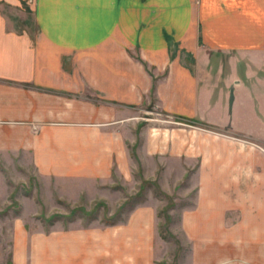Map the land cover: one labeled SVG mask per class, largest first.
<instances>
[{"label": "crops", "instance_id": "crops-1", "mask_svg": "<svg viewBox=\"0 0 264 264\" xmlns=\"http://www.w3.org/2000/svg\"><path fill=\"white\" fill-rule=\"evenodd\" d=\"M213 74L216 99L200 90ZM149 105L264 143V0H0V161L74 182L105 177L126 161L110 132ZM244 115L254 124L237 123ZM208 139L232 154L200 155L195 204L169 229L180 249L162 260L264 264V156L237 138ZM154 224L79 233L73 245L68 236L55 252L79 264H154Z\"/></svg>", "mask_w": 264, "mask_h": 264}, {"label": "rangeland", "instance_id": "rangeland-1", "mask_svg": "<svg viewBox=\"0 0 264 264\" xmlns=\"http://www.w3.org/2000/svg\"><path fill=\"white\" fill-rule=\"evenodd\" d=\"M28 23L31 25V20ZM206 82L201 83L200 90L207 89V95L213 92V98H218L213 91L217 76L213 74ZM134 113L131 120L123 122L124 126L110 132L122 138L121 150L113 153L124 155L126 161L117 164L113 160L105 177L74 182L63 177H42L32 163L0 161V264H79L73 262L74 256L65 253L60 257L55 252L57 240L70 236L73 245L76 234L110 232L128 221H155L152 258L154 264H165L162 258L180 249L176 236L169 232L170 225H178L180 212L193 208L198 196L200 155L210 154L208 147L232 154L230 147L207 143L208 138L229 143L237 138L241 140L238 143L264 156V143L249 144L241 135L169 118L153 105ZM258 118L264 122L263 116ZM240 121L254 124L250 115L242 120L237 117V123ZM178 157L186 176L180 177L179 161H174ZM240 204L236 199L228 204L235 216L241 214ZM109 259L105 260L107 264ZM232 264L258 263L252 258H236Z\"/></svg>", "mask_w": 264, "mask_h": 264}]
</instances>
